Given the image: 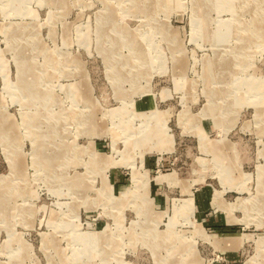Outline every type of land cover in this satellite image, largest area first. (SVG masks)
Here are the masks:
<instances>
[{"label":"rangeland","instance_id":"obj_1","mask_svg":"<svg viewBox=\"0 0 264 264\" xmlns=\"http://www.w3.org/2000/svg\"><path fill=\"white\" fill-rule=\"evenodd\" d=\"M0 264H264V0H0Z\"/></svg>","mask_w":264,"mask_h":264}]
</instances>
